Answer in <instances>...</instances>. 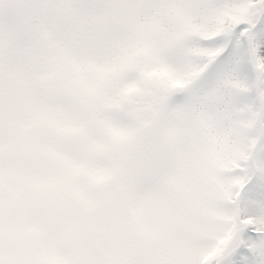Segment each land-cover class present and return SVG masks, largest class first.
<instances>
[{
	"label": "snow or ice",
	"instance_id": "6c2138e0",
	"mask_svg": "<svg viewBox=\"0 0 264 264\" xmlns=\"http://www.w3.org/2000/svg\"><path fill=\"white\" fill-rule=\"evenodd\" d=\"M0 264H264V0H0Z\"/></svg>",
	"mask_w": 264,
	"mask_h": 264
}]
</instances>
